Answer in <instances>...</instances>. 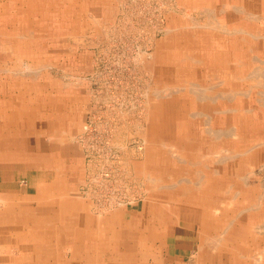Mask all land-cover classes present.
<instances>
[{
  "label": "rangeland",
  "instance_id": "374dc122",
  "mask_svg": "<svg viewBox=\"0 0 264 264\" xmlns=\"http://www.w3.org/2000/svg\"><path fill=\"white\" fill-rule=\"evenodd\" d=\"M8 4L11 10L0 19L13 18L15 2ZM33 9L28 17L42 28H36L41 44H8L0 37V99L24 101L25 109H11L26 115L18 136L20 145L25 141L24 174L16 187L14 179L5 186L22 190L25 201L0 196V264H40L31 261L43 250L39 239L17 241L11 234L28 229L11 218L18 215H1L21 205L19 217L39 224L49 219L27 214L49 199L53 169L48 145L39 156L28 153L40 144L25 137L33 118L47 124V142L69 156L66 173L55 177L69 187L56 199L86 213L82 227L104 238L93 249L97 241L68 233L70 245L51 248L43 264L161 262L174 255L171 228L177 224L194 231L186 238L196 244L194 251H179L181 264L198 258L204 264H264V0H36ZM224 47L225 56L217 52ZM223 60L236 68L232 78L227 74L236 86L227 90L224 74L215 70L213 76L204 65ZM37 164L45 170L30 169ZM62 167L58 161L56 168ZM57 204H50L56 225L67 220L57 219L65 211ZM118 218L168 232L146 243V233L132 230L138 260L124 262L128 249L116 241ZM126 239L124 246L133 242Z\"/></svg>",
  "mask_w": 264,
  "mask_h": 264
},
{
  "label": "bare ground",
  "instance_id": "6f19581e",
  "mask_svg": "<svg viewBox=\"0 0 264 264\" xmlns=\"http://www.w3.org/2000/svg\"><path fill=\"white\" fill-rule=\"evenodd\" d=\"M7 1H12L13 3L15 2V5H14V8L15 9H13L12 11H15V12H13L14 13V15H13V18L12 17H10V18H1L0 19V21H2V22H0V24H1V26H0V28L2 29L3 28V31H0V37H1V40L3 41V40H5V42L6 43H14V44H20L21 46H23V45H26V42H29V44H37V45H39V44H41L40 42V40H41V37L39 36V32L37 31V30H42V28H40V26L39 27H36V26H33L32 24H34L35 23V21H36V19L35 18H31V17H28V10L30 11V3H28V1H21L20 0V3H18L17 1H19V0H7ZM16 2H17V5H16ZM92 2V1H91ZM202 2V1H201ZM90 3V2H89ZM98 3V2H97ZM179 4H180V2H179ZM9 4H5V3H1L0 2V17L2 16V15H8V13L9 12H7V10H11V9H8V6ZM102 5V4H101ZM11 6V5H10ZM34 11V13H33V16H35V13H36V15H37V12H35V10H33ZM145 11V10H144ZM31 15H32V13H31ZM42 15V14H41ZM42 18V17H41ZM45 19V18H44ZM43 19V20H44ZM46 19H48V18H46ZM257 20V19H256ZM45 22V21H44ZM67 22V21H66ZM70 22V21H69ZM39 24V23H38ZM41 24V23H40ZM65 24V23H64ZM48 26V25H47ZM46 26V27H47ZM257 26V25H256ZM36 28H39V29H37L36 30ZM177 28V27H176ZM214 28V27H213ZM217 28V27H216ZM0 29V30H1ZM8 29H10V30H8ZM218 29V28H217ZM235 31V30H234ZM253 31V30H252ZM28 32H31V35L30 36H28V39H26L25 38V35H27V33ZM192 33V32H191ZM237 35V34H236ZM252 36V35H251ZM226 37V36H225ZM232 37H234V36H232ZM188 38V37H187ZM196 38V37H195ZM206 38V37H205ZM193 39H194V37H193ZM28 40V41H27ZM206 40V39H205ZM242 40V39H241ZM249 40V39H248ZM222 41V40H221ZM205 42V41H204ZM190 43V42H189ZM215 43V42H214ZM243 43V42H242ZM1 44V43H0ZM188 44V43H187ZM226 44V43H225ZM237 44H239L238 42H237ZM246 44V43H245ZM190 45V44H189ZM223 45V44H222ZM221 45V46H222ZM228 45V44H227ZM231 45V44H230ZM240 45V44H239ZM209 46V45H208ZM216 46H217V44H216ZM188 47V46H187ZM199 47V46H198ZM37 48H38V46H37ZM184 48V47H183ZM202 48V47H201ZM203 50V49H202ZM205 50V49H204ZM228 50V47H224V49L223 50H220V51H217L218 53H223V56H225V55H227L229 52V50ZM6 54H8V56L9 57H11V56H13V53L12 52H7V51H4ZM247 52H248V50H247ZM3 53V52H2ZM1 53V54H2ZM4 53V54H5ZM205 53V52H204ZM212 53V52H211ZM218 53H216V54H218ZM237 54V53H236ZM159 55V54H158ZM158 55H157V57H158ZM203 55H205V54H203ZM236 56V55H235ZM164 57V56H163ZM162 57V58H163ZM2 58V57H1ZM35 58V57H34ZM201 58V57H200ZM234 58V57H233ZM158 59V58H157ZM224 59H227V60H229L228 59V57H224ZM202 60V59H201ZM218 61V60H217ZM232 61V60H231ZM195 62V61H194ZM22 63V62H21ZM205 66H206V69H207V71L208 72H210L213 76H215V70H219V71H217L216 73H218V72H221L222 73V76H223V74H224V76L225 77H223V80L222 81H220V82H222L223 83V87H232V86H236L235 85V83L232 81V80H230L229 78H228V76H227V74H231V78H232V73H235L234 72V70H236V68H234V67H231L230 65V62L229 61H226V60H223V61H219V62H214V61H211V62H209V64L207 63V62H205V64H204ZM177 67V66H176ZM194 67V66H193ZM201 68V67H200ZM194 70V69H193ZM178 71V70H177ZM188 71V70H187ZM254 73V72H253ZM257 73V72H256ZM193 74V73H192ZM239 74H240V72H239ZM203 75V74H202ZM236 76H237V74H235ZM216 84H218V83H216ZM15 85V84H14ZM29 85V84H28ZM195 85V84H194ZM22 86V85H21ZM21 86H19V87H21ZM193 86V85H192ZM7 88H9L10 86H6ZM14 88H18V85H16V86H13ZM196 88V87H195ZM209 88V87H208ZM22 89V88H21ZM33 90V89H32ZM200 90V89H199ZM202 90V89H201ZM200 90V91H201ZM210 90V89H209ZM30 91V90H29ZM197 91V90H196ZM231 91V90H230ZM20 93V92H19ZM16 94V93H15ZM225 94V93H224ZM244 94V93H243ZM240 95V94H239ZM10 98H8V102H10V103H13V105H14V107H15V109L17 108L18 109V107H16L17 106V104H19L20 103V100H17L15 97H13V99H10ZM30 99V98H29ZM232 99V98H231ZM4 100V99H3ZM40 100V99H39ZM45 100V99H44ZM5 101H7L6 99L4 100V101H0V108L2 107L1 106V104H2V102L3 103H5ZM23 102V109H25L24 107H25V103H24V101H22ZM21 102V103H22ZM41 102V101H40ZM42 105V104H41ZM20 106V105H19ZM32 106H34V105H32ZM32 106H30V104H29V107L31 108ZM43 107V106H42ZM39 108H40V106H39ZM20 109V108H19ZM32 109V108H31ZM37 109V108H36ZM41 110V109H40ZM21 111V110H20ZM16 112H18V114H19V111H16ZM27 112V111H26ZM16 114V113H15ZM19 115H21V116H23L24 118H25V114H21V112H20V114ZM1 117H2V114L0 113V120H1ZM33 119H37V118H33ZM41 123V122H40ZM25 124V121H23V125ZM43 124V123H42ZM5 125V124H4ZM3 125V123L2 122H0V137H3V135L5 134L6 135V133H8V134H11L10 133V129L12 128V126L11 125H8L7 126V128L8 127H10V129H7V128H5V126ZM24 127H25V125H24ZM38 127H39V125H38ZM38 129V128H37ZM12 130V129H11ZM13 131V134H11L12 136H14L16 133V130L14 131V129L12 130ZM37 132V131H36ZM33 138V137H32ZM241 140V139H240ZM170 149V148H169ZM215 149V148H214ZM216 150V149H215ZM243 150V149H242ZM234 151V150H233ZM239 151V150H238ZM248 153V152H247ZM246 154V153H245ZM250 154V153H249ZM254 154V153H253ZM241 155V154H240ZM251 156V155H250ZM224 157V156H223ZM222 157V158H223ZM244 158V157H243ZM215 159V158H214ZM234 159V158H233ZM255 161V160H254ZM217 162V161H216ZM215 162V163H216ZM234 162V161H233ZM180 175V174H179ZM168 187V186H167ZM170 187V186H169ZM177 190V189H176ZM48 198V197H47ZM50 201V202H49ZM55 202V203H54ZM56 203H59V204H57V206L59 207V209H62V210H65V211H59L60 213H62V214H60V215H57V219H60L61 217H62V219H67L66 221H64V222H61L60 224H58V226H62L63 228H64V230H65V232L68 234V233H70V235L71 236H73V239L74 240H80V239H82V238H85L87 241L88 240H90V241H97L96 243H92L94 246H93V249H97V246H98V248L100 247V246H102V243L100 242V240L102 239V241H104L103 239V237H100V238H98L99 236H98V234L97 233H94L93 231L91 232V230H89V228H90V226L86 229L85 227H82V226H84V217L82 216V215H86V213H84V212H82V211H76V209H72L71 207V205H69V203L70 202H67V201H65V199H56V198H53V199H46V202L42 205L43 206V208H42V210H39V209H30L28 212H27V214L28 215H43V214H45V215H49V219H44V220H42L41 221V224H39V222L37 221V220H32V222L29 220V218H28V216H26V217H19V214H21V213H24L23 211H21L23 208H21L20 209V206L18 207V209H16L18 212H10V211H12V209H9V211L7 210V212H2L1 213V215L2 214H9V213H13V214H16V215H18V216H15V217H11V218H17V220H16V222L17 223H21V225H25L26 226V228L27 229H30V230H28V231H25V230H16V231H18V235H16V233H13V234H11V236L12 235H14L15 236V238L18 240V241H20V240H22V241H24V240H28V241H31V242H36V240H37V238H38V236H39V240H38V242L37 243H41V241H45L46 243H48V244H44V245H38V247H42L43 248V250H41V251H39V253L40 252H42V256H43V253L45 252H48V253H50V250H51V242L50 241H46V240H48L49 238H51L50 236H48V234L49 233H51L52 231H50V230H48V231H46V230H44L42 227L44 226L43 225V223H45V224H47V225H50L51 227H53V226H55L56 224H54V222H55V219H53L54 217V215H56L55 214V212L52 210V208H51V205L50 204H56ZM166 203V202H165ZM73 205V204H72ZM164 205V204H163ZM162 205V206H163ZM23 206V205H22ZM26 206V205H25ZM45 206V207H44ZM47 206V207H46ZM28 207V206H27ZM166 207V206H165ZM6 211V210H5ZM170 211V210H169ZM162 214V213H161ZM175 214V213H174ZM39 218V217H38ZM37 218V219H38ZM43 218V217H42ZM56 218V217H55ZM157 218V217H156ZM36 219V218H35ZM154 219V218H153ZM158 219V218H157ZM152 221V220H151ZM91 222V221H90ZM133 223L132 224H125V223H123L122 222V219L121 218H118L117 219V224H118V226L120 227V229L116 232V238H118V239H116V241H117V243H118V245H119V248H120V246H121V248H129V246H133V245H136V246H138L135 242H134V235L132 234L131 235V231L132 230H134L135 229V233L138 231L139 233H145L143 230H139L138 228H137V226H138V224H134V223H136L135 222V220H133L132 221ZM163 222V221H162ZM116 223V222H115ZM148 223V222H147ZM94 224V223H93ZM159 224H161L160 222H159ZM164 224V223H163ZM155 225V224H154ZM140 226L141 227H143V225H141L140 224ZM164 226V225H163ZM144 227H145V230H146V234H144V235H147V240L146 239H142V241H144V242H154L155 241V236H158L159 234H156V233H153V230H155L152 226H151V223L150 224H148V225H144ZM150 227V228H149ZM33 228H36V232L34 231V230H32ZM95 228V227H94ZM149 228V229H148ZM110 229V228H109ZM15 231V232H16ZM25 231V232H24ZM137 232V233H138ZM104 233V232H103ZM110 233H111V231H110ZM29 234H31V236L32 237H35V238H31V236L29 235ZM7 235V234H6ZM69 235V234H68ZM112 235V234H111ZM138 235V234H137ZM1 236V235H0ZM8 236V235H7ZM44 236V237H43ZM103 236V235H102ZM142 236V235H141ZM140 236V237H141ZM149 236V237H148ZM137 237V236H136ZM139 237V236H138ZM137 237V238H138ZM139 237V238H140ZM143 237V238H144ZM160 237V236H159ZM14 238V239H15ZM97 238H98V240H97ZM127 238V239H126ZM136 238V239H137ZM9 239V238H8ZM127 240V241H133L131 244H128V245H125L124 246V243H123V241L124 240ZM154 239V240H153ZM139 240V239H138ZM83 241V240H82ZM75 242V241H74ZM77 242H81V241H77ZM99 242V245H97V243ZM119 242H120V244H119ZM107 243V242H106ZM111 243V242H110ZM142 243V242H141ZM141 243H139V244H141ZM77 245V244H76ZM95 245H97V246H95ZM50 246V247H49ZM83 246V245H82ZM110 246V245H109ZM76 247V250L77 249H79V248H81V247H79V246H75ZM85 247V246H84ZM110 247H112V246H110ZM34 248H35V250L37 249V246H34ZM90 249L92 248V247H89ZM113 248V247H112ZM24 251V250H23ZM41 254V253H40ZM87 260V259H86ZM88 261V260H87ZM90 262V261H89ZM89 264V263H88Z\"/></svg>",
  "mask_w": 264,
  "mask_h": 264
},
{
  "label": "crops",
  "instance_id": "0c3cea01",
  "mask_svg": "<svg viewBox=\"0 0 264 264\" xmlns=\"http://www.w3.org/2000/svg\"><path fill=\"white\" fill-rule=\"evenodd\" d=\"M21 1H28V3H30V8L31 9L34 8L35 2H36V0H21ZM0 2L1 3H5V4L9 3V1H7V0H0ZM17 2L20 3V0L17 1ZM239 80H241L240 77H239ZM228 88L229 87H226V90ZM230 88H232V87H230ZM4 96H5V94H4ZM5 99L7 101H5V103L2 102V104H1L2 107L0 108V113L2 114L0 122H2L3 125L5 124L4 125L5 128H7L8 125H11L12 126L11 129L12 130L13 129L16 130V132H15L16 134L13 137H7L5 134L3 135V137H0V196L3 197V199L5 201L7 199V201L10 200L12 203L15 204V202H21L23 200L25 201V198L19 197V195H21L20 193H22V190H20V189H19V191L12 190V189L7 190V188H5V186L7 187V184L10 181V179H14L13 181H10L13 184V186H11V187H16L15 183L18 182L17 179L21 177L20 176L21 174H22V176L24 174L23 167H24L25 159H23V156L25 154V149H24L25 141L24 142L22 141L24 145H20L19 144V140H18L19 139L18 136L21 133V132H19V130H23L24 129L22 126H23V121H25V120H24L23 116L19 115L20 113L19 114H18V112H15L16 114L14 113V111H13L14 109H11V107L14 108L13 103L8 102V98L5 97ZM4 100L0 99V101H4ZM211 101H213V100H211ZM17 106L23 107V103H21V101H20V103L17 104ZM9 109H11V110H9ZM22 112L24 114V111H22ZM19 117L20 118L22 117V119H19ZM32 120L33 121H29L30 125L27 128L30 131V133H29L30 135H26L25 137H27V138H32L33 137L32 138V140H34L33 143H36V144L40 143V144H39V146L35 145V147H38V148H35L36 150H34L32 152L28 151V153H32V154L34 153L35 155L39 156L40 151H41V149H40L41 146L44 148V147H46L48 145L49 150L51 151L50 154L52 153L51 154L52 155L51 162H50V165H49L48 169L51 168V167H53V169L49 170V172L51 173L49 176H51V177H50V179H48L49 180V182H48L49 189L47 191V193H48L47 197L49 199H53V198H56L57 195H59V194H57V192H59V190H61V188L65 187V186H66L65 188L69 187V181L67 182L68 186L66 185L67 183L63 186V184L62 185L58 184V183H60V180H58V179L56 180L55 179V177L58 176L57 172L60 171L61 173L62 172L66 173V169H65L66 166H67L66 161H67V158L69 156H67V155L65 156V149L66 148L57 149V148H55L52 145V142L50 144L47 142V140H49V138L47 136L48 130L47 131L45 130L46 125H47V124H45V122H41L40 123V120L39 121H37V119L36 120L32 119ZM41 120H43V119H41ZM38 125H39V127H38ZM40 125H44V126H40ZM57 152H58V154L60 153L58 155V157H59L58 159L56 158ZM13 154H14V157H18V156L21 157L19 159V161H18V158L16 160H15V158H14V160L10 159L11 156H13ZM55 161H56V163H55ZM58 161H61V163L63 161V167L60 168L59 170L56 168ZM70 161H71V159H70ZM34 166H35L34 168L30 167V169H32L34 171H41V170L44 171L45 170L43 168V165L37 164V165H34ZM213 173H215L214 170H213ZM22 178H24V177H22ZM41 182H43V181H41ZM197 185L202 187V183L201 182L198 183ZM37 187H41V185L38 184ZM21 188H23V187H21ZM62 191H65V189L63 188ZM43 201L46 202V200H44V199H43ZM11 209L13 210V208H11ZM17 209H18V207H17ZM115 215H118V213L115 214ZM194 215H199V214H197L195 212V213H193V216ZM182 216L186 217L187 215H182ZM139 224H142V223L138 222V226H139ZM201 224L203 225L202 230H204L206 227H207V229H209V226H207V225L205 226V224L203 222H201ZM42 228L44 230H46V231H48V230L52 231L51 233L48 234V236H50L51 238L46 240V241H50L52 243L51 244V248L54 247L56 250H58L57 246L62 244V243H64V245H62V246L70 245L68 243H70L71 241H69V237H68L67 233H66L64 238L61 235L62 232L65 231L62 226L55 225V226L51 227L50 225H44ZM137 228L139 230H143L144 231V227H143V229H141V226H139ZM175 228L176 229H174V227L171 228L172 229L171 231H173V233L175 232V236H174L175 237V244H173V248L171 249L173 251L175 250V252L173 253L174 255L173 256H171V255L168 256L167 255L169 258L166 257L161 262L159 261L157 263H149V264H174V263L175 264H178V263L181 264V263H184V261L182 260L183 261L182 262V261H180V259L175 258V257H179V256L183 255V254L181 255V253L179 251L188 252V251H191V249H193V251H194V245H196V244H194L195 241L194 240L190 241L189 239L186 238V236L188 234H190L193 237L192 234H193L194 231H192L190 229H186L184 227H180L178 224L175 225ZM210 228H212V226ZM28 230H30V229H28ZM32 230H34L36 232V228H33ZM210 230H212V229H210ZM16 232H17L16 235H18V231H16ZM167 232H168L167 230L163 229V232L162 233L159 232L158 234H159V236L163 237V236H165L167 234ZM205 232H208V231H205ZM145 233H146V230H145ZM53 236H55V242H52ZM38 239H39V236H38ZM199 241H200V239H199ZM20 242H23V241L20 240ZM24 242H29V244L34 243V242H30L28 240L27 241L24 240ZM66 242H68V243H66ZM146 243H147V241H146ZM37 244H39V243H37ZM44 244H48V243H46L45 241H41V243L39 245L41 246V245H44ZM85 245H86L85 246V248H86L87 244H85ZM27 247H29V246H27ZM135 247H137V246L133 245L132 247L129 246V248H123V249H128L127 252H126L127 254H123L124 258H126V260H124V262L130 261V260H132V261L138 260V258H136L137 251L134 250ZM39 248H42V247H39ZM81 248H82V246H81ZM56 250H55V252H56ZM21 251H22V256H26V254L24 253V251L22 249H21ZM50 251H52V250H50ZM144 251H149V249L146 248ZM36 252L37 251L34 252V257L31 256V258H32L31 261L33 263L38 262L40 264H43V262L49 261V258H48L49 253L48 252H46V253L44 252L43 256H42V252H40L41 254L39 252H37V255H36ZM178 252H179V254H178ZM131 258H133V259H131ZM199 262L201 264H204V262L199 261V258L197 259V261L195 260L194 264H199ZM138 263H139V261H138ZM141 264H145V262L141 261Z\"/></svg>",
  "mask_w": 264,
  "mask_h": 264
}]
</instances>
